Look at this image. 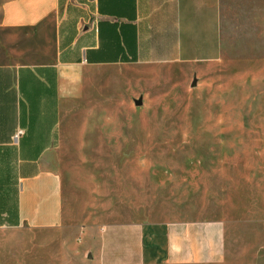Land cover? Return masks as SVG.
Instances as JSON below:
<instances>
[{
	"label": "crops",
	"instance_id": "crops-1",
	"mask_svg": "<svg viewBox=\"0 0 264 264\" xmlns=\"http://www.w3.org/2000/svg\"><path fill=\"white\" fill-rule=\"evenodd\" d=\"M219 57L220 0H0V232L22 230L33 242V259H20L10 254L16 245L2 240L0 264L2 252L13 255L10 264H62L34 252L43 234L55 246L74 240L91 264H264V205L249 215L257 236L229 234L238 223L223 206L207 211L213 207L205 202L219 194L210 187L227 183V162L159 174L168 181L156 182L155 222L130 210L100 221L89 211L100 208V178L111 177L93 162L137 161L123 175L133 187L123 198L133 210L147 198L146 157L125 149L132 138L122 131L126 122L93 119L100 73L125 83L141 79L148 65ZM109 194V202L119 199Z\"/></svg>",
	"mask_w": 264,
	"mask_h": 264
},
{
	"label": "rangeland",
	"instance_id": "rangeland-1",
	"mask_svg": "<svg viewBox=\"0 0 264 264\" xmlns=\"http://www.w3.org/2000/svg\"><path fill=\"white\" fill-rule=\"evenodd\" d=\"M116 74L128 78L134 73ZM109 75L112 73H100L94 81L100 94L92 99L99 107L93 119L126 122L122 131L132 138L125 149L146 157L143 168L147 172L142 176L147 177V198L139 210L128 209L132 202L123 198L124 192L133 188L123 185V175L138 165L137 161L93 162L100 173L109 170L111 177L100 178V208L92 206L89 211L99 214L100 221L113 215L122 217L130 210L137 211L142 220L155 222L159 219L156 182L168 181L159 174L180 168L205 169L208 164L218 168L216 164L227 162V183L210 187L219 194L218 200L205 202L213 207L207 211L219 213L223 206L224 214L238 223L230 225L229 234L242 230L257 236L259 225L250 221L249 215L257 204L264 205V0H220V57L214 62L148 65L141 71V79L130 78L125 83L108 82ZM77 115L83 119V114ZM109 191L119 199L109 202ZM83 210L72 209L70 213ZM51 240L43 234L35 241L34 252L42 254V262L59 257L62 264H91L75 252L74 240H69L68 246L65 240L62 246ZM1 241L16 245L10 254L33 259L28 256L33 242L25 231L0 232ZM230 243L234 248L239 242ZM246 243L255 251V240ZM52 248V255H43L45 249ZM13 255L2 252L3 264H10Z\"/></svg>",
	"mask_w": 264,
	"mask_h": 264
},
{
	"label": "built area",
	"instance_id": "built-area-1",
	"mask_svg": "<svg viewBox=\"0 0 264 264\" xmlns=\"http://www.w3.org/2000/svg\"><path fill=\"white\" fill-rule=\"evenodd\" d=\"M21 133H22V131L21 130H18L16 135L21 134Z\"/></svg>",
	"mask_w": 264,
	"mask_h": 264
},
{
	"label": "water",
	"instance_id": "water-1",
	"mask_svg": "<svg viewBox=\"0 0 264 264\" xmlns=\"http://www.w3.org/2000/svg\"><path fill=\"white\" fill-rule=\"evenodd\" d=\"M139 103H140V100L137 101V104H139Z\"/></svg>",
	"mask_w": 264,
	"mask_h": 264
}]
</instances>
